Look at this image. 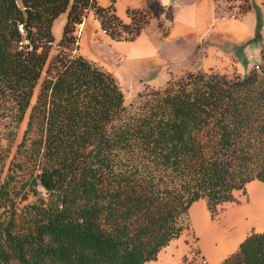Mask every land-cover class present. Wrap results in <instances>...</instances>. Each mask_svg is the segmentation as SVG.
Wrapping results in <instances>:
<instances>
[{
  "label": "trees",
  "instance_id": "16d2710c",
  "mask_svg": "<svg viewBox=\"0 0 264 264\" xmlns=\"http://www.w3.org/2000/svg\"><path fill=\"white\" fill-rule=\"evenodd\" d=\"M115 1L0 0V192L49 195L30 207L26 228L0 204V264H146L191 231L194 202L204 200L215 220L239 202L235 192L264 184V46L244 75L185 71L126 105L112 73L78 53L77 27L90 11L116 41L149 24L151 8L127 9L124 23ZM224 1L236 3L228 17L254 7ZM220 264H264V231L252 230Z\"/></svg>",
  "mask_w": 264,
  "mask_h": 264
},
{
  "label": "crops",
  "instance_id": "0c3cea01",
  "mask_svg": "<svg viewBox=\"0 0 264 264\" xmlns=\"http://www.w3.org/2000/svg\"><path fill=\"white\" fill-rule=\"evenodd\" d=\"M97 2L103 7L110 4V0ZM250 2L254 7L245 15L218 18L215 0H116L115 14L124 23L130 22L127 9L151 8L149 24L135 40L116 41L101 30L90 11L77 27L78 53L112 73L121 88H129L135 96L146 87L155 88L163 77L166 83L170 76L213 65L244 75L258 64L249 60H260L264 46V39L253 41L257 23L264 31L262 0ZM261 186L259 181L248 183V200L224 204L215 220L204 200L190 206L191 228L207 264H220L252 230L264 231V199L257 196L260 200L255 202L257 192L264 196Z\"/></svg>",
  "mask_w": 264,
  "mask_h": 264
},
{
  "label": "rangeland",
  "instance_id": "374dc122",
  "mask_svg": "<svg viewBox=\"0 0 264 264\" xmlns=\"http://www.w3.org/2000/svg\"><path fill=\"white\" fill-rule=\"evenodd\" d=\"M17 2L20 4L19 0H17ZM217 10L219 14H225L226 17H228V14L230 13V11H228L226 13V10H228V7L230 5H235L236 3H228L224 0H218L217 1ZM231 12H236V10L234 11V9ZM66 20V15L65 14H61L53 23L52 26V34L54 37L55 42L58 41L61 37V32H62V27L65 23ZM261 28L260 27V40L257 42H261L262 39H264V31L262 30L261 33ZM55 53V47H53L52 51H51V55H53ZM259 63V59L254 57L252 59L249 60V63L251 65L255 64V63ZM245 68V66H243V69ZM202 69V68H199ZM208 70H212L214 72H219V73H231L233 71V69H228L226 66H222V65H213L210 66ZM163 76H164V72H163ZM165 77H163V82L160 83L158 82L156 85V89H160L163 88L164 85L166 84L164 80ZM116 79V78H115ZM118 82V81H117ZM165 83V84H164ZM119 84V83H118ZM120 86V85H119ZM160 86V88H159ZM121 88V86H120ZM38 89H39V84L36 86L35 90H34V95L32 98V104H34L35 102V98L36 95L38 93ZM121 92L123 93V97L125 100H133V98L135 97V95L132 93L131 90H129V88L127 87H123V89L121 88ZM130 101V102H131ZM129 102V103H130ZM128 102H126V105L129 104ZM26 122H27V116L25 117L23 123L20 126V129L18 131V137L16 140V143H19L21 141L23 132L26 128ZM13 186V191H15V193L18 191H20V184L17 183ZM264 187V186H261ZM251 188H249L250 191ZM262 189V188H261ZM246 192V190H245ZM23 192H19V195L16 194V196L14 197V199L12 198L11 194H5L3 192H0V204L1 205H6L8 207H12V210L14 212H16V223L18 224L19 227L26 228V219L28 218V213L31 210L30 207L33 204H38L39 203V199L43 200L44 202H48L49 201V195L40 187H38V195L37 196H32L31 194L28 196V198L24 201L20 200V195H22ZM260 192H257L255 195V202L258 204V199L257 196H260L261 198L264 199V196L262 197L260 195ZM235 197L237 200L239 201H245L248 200L247 199V192L245 194H243L241 191L239 192H235ZM13 199V200H12ZM260 200V199H259ZM234 205V204H232ZM191 227V224H190ZM19 228V229H21ZM196 235V234H195ZM194 232L191 228V231H185L177 240L172 241L166 248H164L163 250H161V252L158 254L157 258L155 261L152 262H148L146 264H183V258L186 257L188 260H193L196 263H201L204 260L201 258L200 256V250H199V245L197 243V240L195 238ZM198 237V235H196Z\"/></svg>",
  "mask_w": 264,
  "mask_h": 264
},
{
  "label": "built area",
  "instance_id": "2783aa9c",
  "mask_svg": "<svg viewBox=\"0 0 264 264\" xmlns=\"http://www.w3.org/2000/svg\"><path fill=\"white\" fill-rule=\"evenodd\" d=\"M18 30L22 33L23 32V26L19 25Z\"/></svg>",
  "mask_w": 264,
  "mask_h": 264
},
{
  "label": "bare ground",
  "instance_id": "6f19581e",
  "mask_svg": "<svg viewBox=\"0 0 264 264\" xmlns=\"http://www.w3.org/2000/svg\"><path fill=\"white\" fill-rule=\"evenodd\" d=\"M261 219H262V218H261ZM257 221H258V220H257ZM262 225H263V224H262ZM262 225H261V226H262ZM259 227H260V226H259ZM261 228H262V227H261Z\"/></svg>",
  "mask_w": 264,
  "mask_h": 264
}]
</instances>
